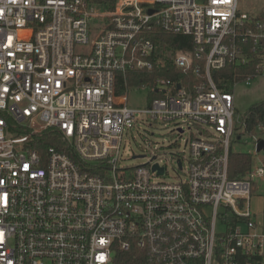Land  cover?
<instances>
[{
	"label": "built area",
	"instance_id": "2783aa9c",
	"mask_svg": "<svg viewBox=\"0 0 264 264\" xmlns=\"http://www.w3.org/2000/svg\"><path fill=\"white\" fill-rule=\"evenodd\" d=\"M162 34L188 41L162 49ZM165 57L177 77L128 84ZM257 76L264 15L238 0H0V264H113L131 249L148 264H264L251 209L264 161L229 175L232 143L250 135L257 155L264 140V122H234V87ZM131 87L148 88L144 108ZM143 121L169 138L143 136L147 161L125 164ZM48 130L57 145L33 146Z\"/></svg>",
	"mask_w": 264,
	"mask_h": 264
},
{
	"label": "rangeland",
	"instance_id": "374dc122",
	"mask_svg": "<svg viewBox=\"0 0 264 264\" xmlns=\"http://www.w3.org/2000/svg\"><path fill=\"white\" fill-rule=\"evenodd\" d=\"M239 9L250 16L264 15V0H238ZM234 122H239L244 118L247 110L254 104L264 100V76L255 77L249 84L239 83L234 87ZM150 100L147 87H131L128 92L127 104L132 107L144 108ZM144 117V115L142 116ZM138 127H133L131 131L124 136L119 154L125 164L139 165L147 161V157H138L144 154L143 136H148L153 140L162 143L169 138L167 129L160 128V125L149 124L147 121L139 123ZM156 126V127H155ZM149 132V133H148ZM154 132V135H151ZM233 152L252 153L253 162L264 161V150H260L255 155V146L250 135H242L239 141L232 143ZM169 150V149H168ZM173 152V151H170ZM257 191L260 195H253L251 198V209L256 213V222L258 227L264 230V180L257 185Z\"/></svg>",
	"mask_w": 264,
	"mask_h": 264
},
{
	"label": "trees",
	"instance_id": "16d2710c",
	"mask_svg": "<svg viewBox=\"0 0 264 264\" xmlns=\"http://www.w3.org/2000/svg\"><path fill=\"white\" fill-rule=\"evenodd\" d=\"M91 3L98 5L103 9H113L115 0H88ZM159 44L162 49L171 47L174 52L183 48L185 41L188 39L182 35H160ZM188 41V40H187ZM190 41V38H189ZM163 66L157 67L152 71H133L128 76V84H141L145 80H152L157 76L161 77H177L180 70L172 66L169 58H164ZM229 69L222 70L218 74H225ZM227 75V74H226ZM229 76L232 78L231 73ZM156 95V94H154ZM153 94L151 95V97ZM247 127L251 129L254 125L259 122H264V100L252 105L245 114ZM34 140L38 141L33 144L35 147L57 145L58 136L51 134V130L44 132L41 136L36 135ZM40 141V142H39ZM253 165V157L250 153L245 152H233L229 153V175L231 177L244 175L248 172ZM113 264H148L143 253L134 251H118L114 257Z\"/></svg>",
	"mask_w": 264,
	"mask_h": 264
},
{
	"label": "water",
	"instance_id": "95a60500",
	"mask_svg": "<svg viewBox=\"0 0 264 264\" xmlns=\"http://www.w3.org/2000/svg\"><path fill=\"white\" fill-rule=\"evenodd\" d=\"M261 149H264V140L258 142L257 150L260 151Z\"/></svg>",
	"mask_w": 264,
	"mask_h": 264
}]
</instances>
